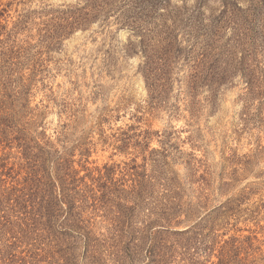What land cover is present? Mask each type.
Wrapping results in <instances>:
<instances>
[{"label":"rangeland","instance_id":"rangeland-1","mask_svg":"<svg viewBox=\"0 0 264 264\" xmlns=\"http://www.w3.org/2000/svg\"><path fill=\"white\" fill-rule=\"evenodd\" d=\"M86 3L0 0V264H264V0H115L65 34Z\"/></svg>","mask_w":264,"mask_h":264},{"label":"trees","instance_id":"trees-1","mask_svg":"<svg viewBox=\"0 0 264 264\" xmlns=\"http://www.w3.org/2000/svg\"><path fill=\"white\" fill-rule=\"evenodd\" d=\"M89 1L91 2L90 4L86 3L85 6L77 7L74 10L68 11L65 13L66 15L62 17L65 24L63 26L64 28L63 30L67 31L65 32V34H68L69 32L68 30L73 31L78 27L85 26L92 19V14L103 11H106V13H108L110 11L109 8H111L115 2V0H89ZM141 40L144 41V38H142ZM165 42H166L165 43L166 46L162 47L165 50L162 49L159 52L147 51L145 55L142 74L146 81V85L151 97H153L154 95L156 96L162 95L166 90V86L171 81L172 74L169 71V66L172 61L171 46H174V44L171 43L170 39L166 40ZM251 46H252V50H248V52L244 53V57H242L241 60L236 61L234 67L237 68V70L240 69L242 74H244V76L246 77V84L248 85L247 90L249 91V93L254 95H261L262 93V89H260L261 86L257 85V81H258L257 79L259 74H257L255 67H251L250 65L251 63L249 62L250 59L245 57V55L251 56L253 54V51L257 50L256 46L253 45ZM232 53L233 52H231V54ZM211 63H216V62L211 61L210 64ZM231 75H232L231 72L228 73L223 70L217 71L215 73H203L200 70H195L189 75V80H188L189 88L190 90H194L195 87L202 84V82L204 83L212 82L213 84H216L217 82L225 81ZM1 174L3 175L4 173ZM40 181H42V179H40ZM6 182L7 181L5 179L2 178L0 179V214L4 212V206L9 205V203L11 205V208H13L11 201L17 200L19 197L18 194L16 195V197H14L15 194H13V189H15V187L9 186L7 184L8 182L7 183ZM40 189L41 188H38L37 190ZM41 199L43 200L40 202L39 201L34 202V204H38L40 207H42L41 209H37L35 206L31 207V210L33 212L39 211L37 214L44 211L42 204L48 203L50 201L48 200L45 202V199H47L45 197ZM5 222L7 224H10V221H5Z\"/></svg>","mask_w":264,"mask_h":264}]
</instances>
